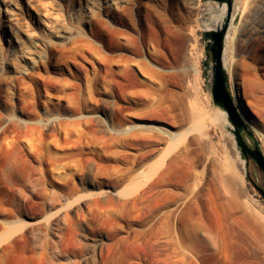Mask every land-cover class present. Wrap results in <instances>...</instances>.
Masks as SVG:
<instances>
[{"label":"rangeland","instance_id":"obj_1","mask_svg":"<svg viewBox=\"0 0 264 264\" xmlns=\"http://www.w3.org/2000/svg\"><path fill=\"white\" fill-rule=\"evenodd\" d=\"M253 1L222 65L264 152ZM211 2L0 0V264H264V200L213 98Z\"/></svg>","mask_w":264,"mask_h":264},{"label":"water","instance_id":"obj_2","mask_svg":"<svg viewBox=\"0 0 264 264\" xmlns=\"http://www.w3.org/2000/svg\"><path fill=\"white\" fill-rule=\"evenodd\" d=\"M217 1L220 4H227V19L220 29H210L205 32V38L207 40L206 48L209 50L208 56L212 55L214 60L213 98L218 105L227 111L228 117L234 126L236 143L240 147L242 154L251 157L264 172V152L258 146H255L252 149L242 134V130L247 129V123L244 120L240 109L235 105L233 97L228 92L226 86L227 73L222 65L224 40L229 27V19L234 7V0ZM246 175L250 176L248 168Z\"/></svg>","mask_w":264,"mask_h":264},{"label":"bare ground","instance_id":"obj_3","mask_svg":"<svg viewBox=\"0 0 264 264\" xmlns=\"http://www.w3.org/2000/svg\"><path fill=\"white\" fill-rule=\"evenodd\" d=\"M253 4L256 6L257 11L259 12L256 16H251L248 19L247 26H249L250 33L253 34L255 32L262 33L264 32V0H254ZM248 6V0H235L234 8L231 13L230 19H229V28L225 35V46L228 47V44L234 40L235 35L238 32V27L236 26V17L235 14L239 9H246ZM204 12L209 15L206 19L211 20V25L214 27V29H220L226 22L227 19V4H221L220 6L218 3H208L205 6ZM5 19V18H4ZM1 20V18H0ZM210 26V25H209ZM208 26V29H213ZM62 37H66L62 35ZM226 51V49H225ZM225 62V61H224ZM233 95H234V101L235 104L239 107L243 118L249 122L250 118L248 116V113L246 112L243 102H242V95L239 92L238 86L233 85ZM223 113L226 115V112L223 111ZM257 133L262 137L264 140V132H262L260 129L256 128ZM244 162V160L242 159ZM242 163V162H241ZM242 166V164H241ZM244 172H246V168L244 169Z\"/></svg>","mask_w":264,"mask_h":264},{"label":"trees","instance_id":"obj_4","mask_svg":"<svg viewBox=\"0 0 264 264\" xmlns=\"http://www.w3.org/2000/svg\"><path fill=\"white\" fill-rule=\"evenodd\" d=\"M226 86H227V89H228V92L230 93V95H231V92H230V86H229V82H228V80H227V83H226ZM232 96V95H231ZM251 135L253 136V134L251 133ZM244 136V135H243ZM255 146H258V142L257 141H255ZM259 147V146H258ZM243 157H244V159H246V161H247V163H248V168H249V166H250V161H252L251 159H250V157H248V156H246V155H244L243 154ZM249 173H250V176H247V178H248V180L260 191V193H261V197H262V199L264 200V187L263 186H261L255 179H254V177L252 176V174H251V172H250V169H249Z\"/></svg>","mask_w":264,"mask_h":264},{"label":"flooded vegetation","instance_id":"obj_5","mask_svg":"<svg viewBox=\"0 0 264 264\" xmlns=\"http://www.w3.org/2000/svg\"><path fill=\"white\" fill-rule=\"evenodd\" d=\"M251 147V146H250ZM252 149L254 148V147H251ZM250 159L253 161V162H255L251 157H250ZM256 163V162H255Z\"/></svg>","mask_w":264,"mask_h":264}]
</instances>
